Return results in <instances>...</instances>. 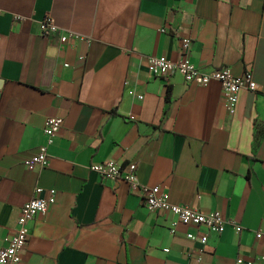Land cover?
I'll list each match as a JSON object with an SVG mask.
<instances>
[{
	"label": "crops",
	"instance_id": "crops-1",
	"mask_svg": "<svg viewBox=\"0 0 264 264\" xmlns=\"http://www.w3.org/2000/svg\"><path fill=\"white\" fill-rule=\"evenodd\" d=\"M47 15L89 42L43 38ZM186 37L197 69L251 72L257 90L230 110L217 82L153 77L148 59L179 61ZM0 81V248L36 189L56 191L19 264H263L264 0H0ZM52 117L63 125L49 166L30 171ZM110 161L229 224L212 234L150 212L125 182L90 170Z\"/></svg>",
	"mask_w": 264,
	"mask_h": 264
},
{
	"label": "built area",
	"instance_id": "built-area-1",
	"mask_svg": "<svg viewBox=\"0 0 264 264\" xmlns=\"http://www.w3.org/2000/svg\"><path fill=\"white\" fill-rule=\"evenodd\" d=\"M40 35L45 39L58 37L62 46H65L71 39L89 42L88 37L61 29L51 15H47L40 23ZM190 45V38L186 37L180 40L182 58L179 61H172L165 57L149 58V73L153 77L166 80L178 74L184 79L186 84L199 87H206L212 82H217L222 87L224 102L230 110L236 107L238 95L242 90L251 92L257 90V85L251 72L246 73L244 77H236L233 75L231 69L226 67L210 73H204L197 69L188 57ZM62 125L63 119L59 117H52L46 121L43 129L46 142L35 157L25 161L27 169L30 171L42 170L49 166L48 149L53 145L55 138L62 129ZM90 170L96 173L102 181L125 182L133 193H140L143 196L146 207L150 212L171 214L180 223L204 227L212 234L223 233L226 225L229 224L219 211L204 213L187 206L176 205L169 200L168 194L163 192L159 187L143 186L137 178V165L135 163L122 165L110 161L93 164ZM42 193L43 189H36L35 196L22 207L17 221V230L11 237L9 246L0 248V264H19L21 262L22 254L29 239L28 225L36 217L45 216L50 207L56 203L55 190H49L46 198L39 197ZM230 224L235 226L237 233L241 232V227L235 225V223ZM173 232L174 230L171 233ZM261 237V234H257V238ZM188 239L192 241L199 240L203 245L208 241L207 236L197 238L193 234H189ZM166 252L168 253L169 250H166ZM260 260L264 264V255ZM235 264H254V262L238 258Z\"/></svg>",
	"mask_w": 264,
	"mask_h": 264
},
{
	"label": "water",
	"instance_id": "water-1",
	"mask_svg": "<svg viewBox=\"0 0 264 264\" xmlns=\"http://www.w3.org/2000/svg\"><path fill=\"white\" fill-rule=\"evenodd\" d=\"M2 85H3V81H0V88H1Z\"/></svg>",
	"mask_w": 264,
	"mask_h": 264
}]
</instances>
